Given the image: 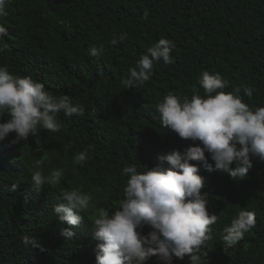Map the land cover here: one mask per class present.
Returning <instances> with one entry per match:
<instances>
[{
	"label": "trees",
	"instance_id": "trees-1",
	"mask_svg": "<svg viewBox=\"0 0 264 264\" xmlns=\"http://www.w3.org/2000/svg\"><path fill=\"white\" fill-rule=\"evenodd\" d=\"M5 12L0 24L8 30L7 50L0 53V65L42 82L55 95H69L86 111L82 118L61 113L57 132L42 130L11 144L13 133L0 142V264H96L90 217L124 198V166L150 170L162 164L161 155L192 145L162 126L155 106L169 93L191 97L203 70L227 79L225 92L254 87L244 102L264 107V0H11ZM121 32L129 38L111 45L113 33ZM161 38L175 44V62L155 64L145 86L125 89L121 79ZM101 44V57L87 54ZM88 146L91 158L83 167L74 165V154ZM37 159H43L46 175L52 168L65 170L60 184L33 188ZM213 168L200 173L202 191L210 194L208 210L220 217L211 226L209 264H264V162L254 160L242 181L214 163ZM72 188L93 196L94 207L79 227L61 224L54 213L60 193ZM241 208L255 212L256 226L226 253L223 228ZM64 228L73 231L70 240L61 236ZM148 231L145 227L143 234ZM25 234L43 251L24 248ZM148 264H157L156 258ZM174 264H187V258Z\"/></svg>",
	"mask_w": 264,
	"mask_h": 264
},
{
	"label": "clouds",
	"instance_id": "clouds-1",
	"mask_svg": "<svg viewBox=\"0 0 264 264\" xmlns=\"http://www.w3.org/2000/svg\"><path fill=\"white\" fill-rule=\"evenodd\" d=\"M10 3L0 0V16L6 15ZM142 19H148L147 12ZM7 36V28L0 24V53L7 50ZM128 38L127 32L113 33L110 44L115 46ZM174 48L167 38L149 46L121 79L122 86H145L155 64L175 62L171 55ZM104 51L103 44L92 45L87 54L99 58ZM198 84L199 88L193 86L191 97L169 93L155 106L162 126L195 146L161 155L159 160L168 167L161 164L140 172L135 164L124 166L120 172L127 178L124 198L117 206L100 207L90 217L97 241L96 264H148L154 257L157 264H174L185 258L187 264H209L206 249L214 239L211 226L220 217L208 210L210 194L202 191L204 177L200 173L211 174L214 163L215 169L228 171L233 180L242 181L254 160L264 162V107L253 108L244 102L245 96L251 100L254 87L241 85L231 92L223 91L229 81L219 72L203 70ZM85 111L69 95H55L42 82L13 75L7 65H0V142L13 133L11 144L37 137L42 130L57 132L61 113L82 118ZM90 151L91 146L83 148L74 154L72 163L83 167L91 158ZM43 164V159H37L32 166L31 182L37 191L44 185L60 184L64 176L63 168H52L46 175ZM59 199L62 202L54 207L55 216L61 224L72 227H79L85 221L83 214L94 207L92 194L79 188L64 189ZM255 226V212L241 208L223 228L224 251L232 249ZM145 227L150 229L146 235ZM60 234L68 240L74 236L71 228L62 229ZM22 244L29 251H43L34 236L23 235Z\"/></svg>",
	"mask_w": 264,
	"mask_h": 264
}]
</instances>
